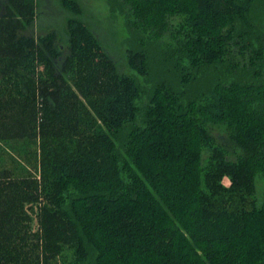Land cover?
<instances>
[{"label":"trees","instance_id":"1","mask_svg":"<svg viewBox=\"0 0 264 264\" xmlns=\"http://www.w3.org/2000/svg\"><path fill=\"white\" fill-rule=\"evenodd\" d=\"M59 1L0 3V264H264V0H107L146 88Z\"/></svg>","mask_w":264,"mask_h":264},{"label":"rangeland","instance_id":"2","mask_svg":"<svg viewBox=\"0 0 264 264\" xmlns=\"http://www.w3.org/2000/svg\"><path fill=\"white\" fill-rule=\"evenodd\" d=\"M3 0H0V3ZM80 6L81 13L80 17L88 24V26L93 30L96 36L102 43V46L107 52V54L115 60L117 66L121 72L131 74L135 76L139 83L145 88L149 86L150 81H147L145 76L139 75L135 71L131 70L127 64V48L129 47V42L131 41V29L127 24L126 15L118 10L112 11L110 9L107 0H76ZM37 7V15L33 25L26 30V34H31L38 36L45 34L50 31H55L57 34V40L63 42L66 32L67 18L71 16V13L61 5L59 0H35ZM260 13V14H259ZM255 12L254 21L259 31H264V11ZM176 23V19L174 20ZM172 34H166L163 38H160L157 43L164 46V43L173 42ZM65 45V42L62 43ZM248 52L241 54H236L237 58L243 60H248ZM236 60V58H235ZM247 62V61H246ZM264 64V62H263ZM146 96H142L139 103L144 102ZM214 137L219 143L224 144L226 148L231 152L230 157H235L237 153L236 146L232 144L229 140L228 132L224 126H209ZM0 147L4 148L12 156L14 153L10 150L6 143L0 142ZM205 155V154H204ZM7 157V156H6ZM9 162V160H8ZM17 162V161H16ZM14 162V163H16ZM10 163V162H9ZM19 166L22 164L26 168L27 163L22 162L19 159ZM33 173L34 171L31 170ZM35 174V173H34ZM228 183L227 179L224 181ZM264 190V177L257 176L256 178V195L260 198ZM31 216V227L32 230H37V207L33 204V210H29Z\"/></svg>","mask_w":264,"mask_h":264}]
</instances>
